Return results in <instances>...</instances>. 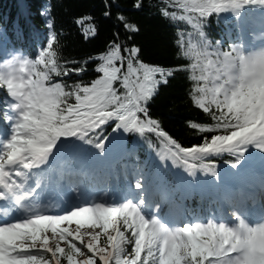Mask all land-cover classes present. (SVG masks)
Returning a JSON list of instances; mask_svg holds the SVG:
<instances>
[{
	"label": "snow or ice",
	"instance_id": "6c2138e0",
	"mask_svg": "<svg viewBox=\"0 0 264 264\" xmlns=\"http://www.w3.org/2000/svg\"><path fill=\"white\" fill-rule=\"evenodd\" d=\"M161 3L165 20L189 29H178L171 67L145 61L119 0L101 17L116 30L100 40L90 27L85 40L100 47L82 58L61 57L51 12L34 57L0 44V264H264V174L258 207L254 191L224 197L225 222H194L169 182L183 167L182 179L200 183L202 171L224 188L218 159L239 168L258 156L264 168V0ZM224 13L229 40L214 39ZM186 71L190 104L211 121H189L201 134L191 146L153 110Z\"/></svg>",
	"mask_w": 264,
	"mask_h": 264
},
{
	"label": "trees",
	"instance_id": "16d2710c",
	"mask_svg": "<svg viewBox=\"0 0 264 264\" xmlns=\"http://www.w3.org/2000/svg\"><path fill=\"white\" fill-rule=\"evenodd\" d=\"M22 2L33 27H38L37 19L42 20V16L49 18L48 13H53L56 31L60 34L59 54L65 59L82 58L88 53H94L100 47L103 34L116 30L115 20L101 23L106 0H22ZM119 2L122 8L128 9L123 14L129 18V22L140 29L137 35L130 38L142 47L145 61L168 67L174 66L177 63L175 53L178 29L189 30L187 26L180 22L165 20L160 15L161 0H145L146 7L142 12L132 10L134 0ZM212 22L208 31L213 37L215 29ZM0 25L5 27L15 43L28 44L29 32L25 29L23 12L17 0H0ZM92 26L101 30V37L100 40L89 43L85 40L84 33ZM17 27L22 33L19 38ZM120 30L123 33L124 30L122 28ZM179 63L187 64L189 61L180 60ZM190 75V71L178 73L170 84L161 90L153 106L165 128L184 146L198 143L201 135L190 128V120L211 123L190 104L187 97L192 86ZM153 139L159 146L155 138Z\"/></svg>",
	"mask_w": 264,
	"mask_h": 264
}]
</instances>
